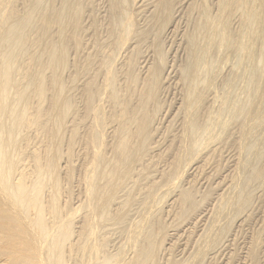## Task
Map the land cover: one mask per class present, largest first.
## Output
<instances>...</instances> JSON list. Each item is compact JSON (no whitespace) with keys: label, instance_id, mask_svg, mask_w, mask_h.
<instances>
[{"label":"bare ground","instance_id":"obj_1","mask_svg":"<svg viewBox=\"0 0 264 264\" xmlns=\"http://www.w3.org/2000/svg\"><path fill=\"white\" fill-rule=\"evenodd\" d=\"M0 264H264V0H0Z\"/></svg>","mask_w":264,"mask_h":264},{"label":"rangeland","instance_id":"obj_2","mask_svg":"<svg viewBox=\"0 0 264 264\" xmlns=\"http://www.w3.org/2000/svg\"><path fill=\"white\" fill-rule=\"evenodd\" d=\"M100 13V14H99ZM97 15L99 16V15H101V16H99L100 18H102L103 16H102V13L101 12H97ZM135 27L134 28H137L138 27V23L135 21ZM119 58V57H118ZM118 58H117V60H115V62H117L118 61ZM141 64H143V62L141 63ZM143 66V65H142ZM166 93V94H165ZM164 93V96L165 97H167V102L170 104L171 103V100H170V98H169V96L168 95H170L171 93H167V92H165ZM168 94V95H167ZM171 96V95H170ZM167 107V106H166ZM163 110H161V112H160V114H159V119L161 118L162 119V121L164 122V121H166L167 120V116L165 115V113L167 114H169L170 113V109H166L165 107L164 108H162ZM163 114V115H162ZM167 114V115H168ZM76 201V200H75Z\"/></svg>","mask_w":264,"mask_h":264}]
</instances>
